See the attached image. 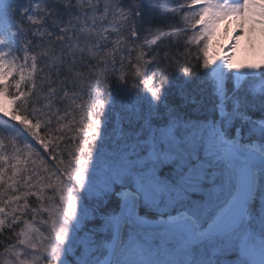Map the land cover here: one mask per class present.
Returning a JSON list of instances; mask_svg holds the SVG:
<instances>
[{
	"label": "snow or ice",
	"instance_id": "snow-or-ice-1",
	"mask_svg": "<svg viewBox=\"0 0 264 264\" xmlns=\"http://www.w3.org/2000/svg\"><path fill=\"white\" fill-rule=\"evenodd\" d=\"M245 37L264 0H0V264H264Z\"/></svg>",
	"mask_w": 264,
	"mask_h": 264
},
{
	"label": "bare ground",
	"instance_id": "bare-ground-1",
	"mask_svg": "<svg viewBox=\"0 0 264 264\" xmlns=\"http://www.w3.org/2000/svg\"><path fill=\"white\" fill-rule=\"evenodd\" d=\"M227 24H221L217 28L216 37L213 40V54H219L223 56L226 52L225 46L229 43L230 33L226 31ZM231 27H235L233 24ZM250 59L257 60L259 62L264 61V49L261 48L260 44L252 45L248 38L245 37L240 43L237 49L234 65L236 68H240V65L248 62Z\"/></svg>",
	"mask_w": 264,
	"mask_h": 264
},
{
	"label": "rangeland",
	"instance_id": "rangeland-1",
	"mask_svg": "<svg viewBox=\"0 0 264 264\" xmlns=\"http://www.w3.org/2000/svg\"><path fill=\"white\" fill-rule=\"evenodd\" d=\"M249 64H257V65H264V61L262 62H259L257 60H253V59H250L248 62H245L243 64L240 65V69H244L246 65H249ZM0 116H2V113H0Z\"/></svg>",
	"mask_w": 264,
	"mask_h": 264
},
{
	"label": "trees",
	"instance_id": "trees-1",
	"mask_svg": "<svg viewBox=\"0 0 264 264\" xmlns=\"http://www.w3.org/2000/svg\"><path fill=\"white\" fill-rule=\"evenodd\" d=\"M0 123H2V120H0Z\"/></svg>",
	"mask_w": 264,
	"mask_h": 264
}]
</instances>
